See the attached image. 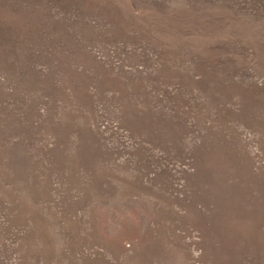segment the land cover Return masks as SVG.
Masks as SVG:
<instances>
[{
	"label": "rangeland",
	"instance_id": "rangeland-1",
	"mask_svg": "<svg viewBox=\"0 0 264 264\" xmlns=\"http://www.w3.org/2000/svg\"><path fill=\"white\" fill-rule=\"evenodd\" d=\"M0 264H264V0H0Z\"/></svg>",
	"mask_w": 264,
	"mask_h": 264
}]
</instances>
